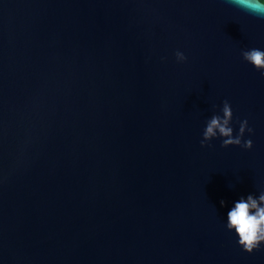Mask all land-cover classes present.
Wrapping results in <instances>:
<instances>
[{
    "label": "water",
    "instance_id": "obj_1",
    "mask_svg": "<svg viewBox=\"0 0 264 264\" xmlns=\"http://www.w3.org/2000/svg\"><path fill=\"white\" fill-rule=\"evenodd\" d=\"M251 48L228 0H0V264H264L226 227L264 191ZM224 100L252 148L201 146Z\"/></svg>",
    "mask_w": 264,
    "mask_h": 264
},
{
    "label": "clouds",
    "instance_id": "obj_2",
    "mask_svg": "<svg viewBox=\"0 0 264 264\" xmlns=\"http://www.w3.org/2000/svg\"><path fill=\"white\" fill-rule=\"evenodd\" d=\"M228 2L252 15L264 18V0H255L253 5H249L246 0H228ZM175 55L178 62H184L187 59L181 51H177ZM242 56L264 76V50L251 48L243 51ZM221 111L222 115L214 114L207 120L202 133L203 138L200 140L201 146L211 147L209 142L214 137H220L223 138L222 147L239 145L246 149L252 148L251 139L242 141L245 131L248 133L254 131L248 126L247 119L239 122V130L234 135V129L231 126L233 111L228 100L223 101ZM217 130L219 136H217ZM220 203L223 206L225 201L221 200ZM234 203L235 207L227 213L226 227L229 230H235L239 237L238 243L245 251L251 253L260 247L261 242H264V191H261L258 196L249 193L246 198L240 197Z\"/></svg>",
    "mask_w": 264,
    "mask_h": 264
}]
</instances>
